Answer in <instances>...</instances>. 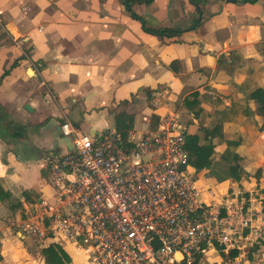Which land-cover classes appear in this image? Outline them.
Returning a JSON list of instances; mask_svg holds the SVG:
<instances>
[{"label":"crops","instance_id":"crops-1","mask_svg":"<svg viewBox=\"0 0 264 264\" xmlns=\"http://www.w3.org/2000/svg\"><path fill=\"white\" fill-rule=\"evenodd\" d=\"M232 58L237 70L230 76ZM245 79L257 87L247 92ZM164 87L172 101L156 107L152 92ZM256 88L264 89V0H0V182L11 192L9 205L21 203L10 212L0 202L2 261L14 235L39 248L58 243L76 263L71 249L83 253L19 227L31 210L39 215L43 203L55 204L48 159L72 147L61 124L94 135L114 128L124 109L140 133L153 114L172 112L184 118L186 134L198 133L237 115L246 122L256 114L253 102L246 99L251 106L238 112L217 93L247 98ZM194 91L204 98L197 116L184 105Z\"/></svg>","mask_w":264,"mask_h":264},{"label":"built area","instance_id":"built-area-1","mask_svg":"<svg viewBox=\"0 0 264 264\" xmlns=\"http://www.w3.org/2000/svg\"><path fill=\"white\" fill-rule=\"evenodd\" d=\"M171 101L165 87L152 92L156 107ZM177 119L167 112L155 129L125 136L61 124L72 147L48 159L55 204L31 210L21 233L69 241L86 264H195L212 241L225 245L224 219L187 174Z\"/></svg>","mask_w":264,"mask_h":264},{"label":"rangeland","instance_id":"rangeland-1","mask_svg":"<svg viewBox=\"0 0 264 264\" xmlns=\"http://www.w3.org/2000/svg\"><path fill=\"white\" fill-rule=\"evenodd\" d=\"M241 78L243 77H238L237 80H242ZM245 80L247 92L257 87V81L254 79ZM217 94L227 97L226 102L231 101L238 112L242 107L251 106V101H247L244 94L234 99V90L224 89ZM171 109L176 110L174 104ZM236 118L237 121L242 119L238 115ZM177 120L184 123L182 116L178 115ZM237 121L220 123L213 151L204 153L203 158L197 162L202 164L201 170L196 171L190 166L187 168L189 179L199 190L201 198L217 206V215L224 219L223 228L228 234L225 245H221L218 240L212 241L198 257L196 264H264V117L254 114L242 124ZM199 123L208 125V120L203 119ZM136 124L139 125V130L145 129L146 118ZM236 141L238 144H235ZM235 164L245 172L241 174L239 181L228 178L218 182L215 177L207 176L213 166H217V172L220 173L228 167L233 171ZM14 237L8 252L4 253L6 261H2L1 257L0 264H41L44 261L42 248L36 247L32 240H21L19 235ZM36 237L38 236L30 238ZM28 250L34 256L33 263L26 255ZM234 250H237L236 255ZM71 251L77 263L73 262L69 255L70 262L67 264H79L81 258H84L83 253L78 255L73 249Z\"/></svg>","mask_w":264,"mask_h":264},{"label":"trees","instance_id":"trees-1","mask_svg":"<svg viewBox=\"0 0 264 264\" xmlns=\"http://www.w3.org/2000/svg\"><path fill=\"white\" fill-rule=\"evenodd\" d=\"M134 15V13H133ZM145 31L155 34V35H171L175 31L166 30V29H149L144 28ZM227 66L232 68L230 76L237 70L236 59L232 58L230 61H226ZM202 98L201 94L198 91H194L191 94L185 96L184 105L190 109L195 116L199 114L201 110L200 101ZM248 100L253 102V108L257 115L264 117V89L256 88L250 92L247 96ZM218 102V100H217ZM1 120V116H0ZM159 117L155 114L151 116L150 126L151 130L155 129L158 125ZM134 116L122 109L115 113L114 116V129L120 135L125 136L129 130L133 128ZM264 125V122H263ZM262 125V128H264ZM0 124V131L2 130ZM218 126L213 128H199L198 133H187L186 134V150L188 152V166L193 167L196 171L202 169V164H197L202 158L204 153H210L213 151V138L218 135L219 130ZM202 132V134H200ZM235 144H238L236 141ZM221 173V174H220ZM217 172V166H213L208 171V177H215L218 182L224 181L228 178H232L235 181H239L242 178V175L245 173L243 169L235 164L233 171L230 170V167L223 170V172ZM242 174V175H241ZM11 192L6 190L0 182V202L6 206L7 210L13 212L15 210L21 209V203L16 201L13 204H10ZM264 211V209H263ZM41 254L44 258L45 264H67L70 262V256L68 252L58 243H51L41 249ZM237 254V250H234V255ZM1 259V256H0ZM196 264V263H195Z\"/></svg>","mask_w":264,"mask_h":264},{"label":"water","instance_id":"water-1","mask_svg":"<svg viewBox=\"0 0 264 264\" xmlns=\"http://www.w3.org/2000/svg\"><path fill=\"white\" fill-rule=\"evenodd\" d=\"M232 1H235V0H232Z\"/></svg>","mask_w":264,"mask_h":264},{"label":"bare ground","instance_id":"bare-ground-1","mask_svg":"<svg viewBox=\"0 0 264 264\" xmlns=\"http://www.w3.org/2000/svg\"><path fill=\"white\" fill-rule=\"evenodd\" d=\"M77 252H79V251H77Z\"/></svg>","mask_w":264,"mask_h":264}]
</instances>
